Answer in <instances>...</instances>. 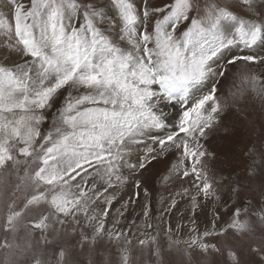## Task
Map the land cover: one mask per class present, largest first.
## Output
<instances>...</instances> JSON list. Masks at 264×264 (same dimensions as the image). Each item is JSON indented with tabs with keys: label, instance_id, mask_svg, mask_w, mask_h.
<instances>
[{
	"label": "snow or ice",
	"instance_id": "obj_1",
	"mask_svg": "<svg viewBox=\"0 0 264 264\" xmlns=\"http://www.w3.org/2000/svg\"><path fill=\"white\" fill-rule=\"evenodd\" d=\"M257 45H264V0H0L3 264H83L85 246L88 264H134L129 234L110 216L116 197L109 189L131 183L139 199L137 177L169 155L175 163L165 183L195 179L194 192L176 196L193 209L201 197L219 199L205 163L225 108L219 85L236 68L248 88L232 95L250 88L264 99ZM244 159L245 174L230 191L249 198L223 227L217 214L211 229L191 227L183 241L214 255L209 264H243L229 234L259 257L251 264H264V231L257 232L264 229V147ZM144 216V229H153L148 210ZM69 217L88 229L79 233V252L55 227ZM137 232L141 248L156 244L152 254L161 258L157 236ZM99 241L115 256L97 258Z\"/></svg>",
	"mask_w": 264,
	"mask_h": 264
},
{
	"label": "rangeland",
	"instance_id": "obj_2",
	"mask_svg": "<svg viewBox=\"0 0 264 264\" xmlns=\"http://www.w3.org/2000/svg\"><path fill=\"white\" fill-rule=\"evenodd\" d=\"M252 51L258 56L264 55V45H257ZM220 63L222 64L223 61ZM237 71L236 68L230 69L228 78L219 85L218 95L225 105L224 113L220 123L210 132L206 141L209 155L205 158V163L219 199L213 197L205 200L201 197L199 206L193 209L188 197L176 196L175 194L182 191L183 188H189L194 192L195 179L189 177L184 181L174 180L165 183L164 177L169 175V169L175 163V158L171 155L166 160L162 159L159 163L150 166L142 176L137 177L141 181L139 199L136 196L137 189L131 183L124 187L109 189V193H114L116 197L110 216L119 219V229L129 234L132 241L130 247L134 264H160L161 258L164 264H209V261L214 259V255L206 257L198 250L187 249L183 243L190 235L194 234L190 232V228L195 227L200 233L205 229H211L217 214L220 219L215 220L216 226L217 228L223 227L231 220L230 213L233 209L249 198L247 195L237 197L230 191V187L238 182L237 177H243L245 174V155L252 151L253 156H255L264 147V99L257 97L250 88L243 96L232 95L237 93L238 88H248L246 84H242L237 79ZM169 111L172 110L169 109ZM50 126L51 122L49 121L45 129ZM262 165H264V161H262ZM144 187L149 189L150 197L145 196ZM253 194H255V184H253ZM173 197L177 201L174 208L171 207ZM257 200H259L258 195ZM117 209H122L123 215H119ZM146 210L149 211L148 219L152 223L153 229H144L143 227ZM111 218L109 220L110 225L112 223ZM253 221L255 222V218ZM169 226L172 229V240L178 241V244L170 242ZM55 227L58 233L70 244L76 245V251L79 252L80 247L77 243L79 233L81 231L87 232L88 229L83 224L75 223L71 217L63 226L56 224ZM137 227H140L141 231L150 232L151 235L157 236L161 258L152 254L156 244L149 242V246L141 248L137 243V240L142 238L137 232ZM261 231L264 229L257 227V232ZM65 234L67 235L65 236ZM20 235L23 237V230H21ZM49 236L51 238V230ZM35 239H39L38 233L35 234ZM208 239L223 242L224 238L209 237ZM227 242L233 244L240 252L243 264H251V262L259 260V257L254 254H248V244L245 241L236 240L229 234ZM20 243H23V240ZM46 247L51 248L53 246L47 245ZM96 249L97 258L108 253L115 256V248L108 247L106 241H99ZM84 251L85 254L79 259L83 264H88L87 246H85ZM5 256L4 250L0 249V264H3ZM17 264H27V261L20 259Z\"/></svg>",
	"mask_w": 264,
	"mask_h": 264
},
{
	"label": "trees",
	"instance_id": "obj_3",
	"mask_svg": "<svg viewBox=\"0 0 264 264\" xmlns=\"http://www.w3.org/2000/svg\"><path fill=\"white\" fill-rule=\"evenodd\" d=\"M48 127H46L45 131L47 130Z\"/></svg>",
	"mask_w": 264,
	"mask_h": 264
},
{
	"label": "bare ground",
	"instance_id": "obj_4",
	"mask_svg": "<svg viewBox=\"0 0 264 264\" xmlns=\"http://www.w3.org/2000/svg\"><path fill=\"white\" fill-rule=\"evenodd\" d=\"M143 194V193H142ZM206 211V210H205ZM208 211V210H207ZM204 216V215H203Z\"/></svg>",
	"mask_w": 264,
	"mask_h": 264
}]
</instances>
